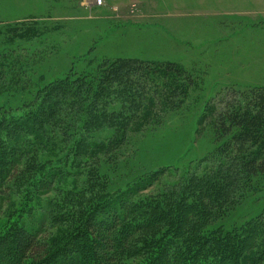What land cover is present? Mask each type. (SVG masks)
<instances>
[{
  "label": "rangeland",
  "instance_id": "1",
  "mask_svg": "<svg viewBox=\"0 0 264 264\" xmlns=\"http://www.w3.org/2000/svg\"><path fill=\"white\" fill-rule=\"evenodd\" d=\"M83 1L0 0V155L13 153L18 138H26L20 145L27 149L32 144L19 163H0V254H11L14 228L40 218V243L68 245L94 207L155 174L158 181L139 200L185 194L190 207L194 198L185 189L192 181L234 190L220 218L200 216L196 228L244 234L264 225V174L245 170L264 162V0H105L91 10ZM124 61L143 65L134 69L140 83L159 86L146 99L156 107L154 121L114 102L107 116L120 109L138 115L121 135L104 125L91 129L87 142L85 129L73 124L69 131L47 128L48 137L35 142L28 117L47 88ZM183 85L184 97L173 93ZM77 138L98 148L81 150ZM49 172L56 180L44 193L40 183ZM80 246V263L90 264L87 246ZM74 251L67 255L79 256ZM146 257L129 254L124 264H144Z\"/></svg>",
  "mask_w": 264,
  "mask_h": 264
},
{
  "label": "trees",
  "instance_id": "2",
  "mask_svg": "<svg viewBox=\"0 0 264 264\" xmlns=\"http://www.w3.org/2000/svg\"><path fill=\"white\" fill-rule=\"evenodd\" d=\"M142 66L133 61L115 62L101 68L94 75L78 76L74 79L68 76L64 81L50 86L47 88L43 105L36 114L28 117V133H33L35 142H42L45 136L48 137L50 128L58 126L69 131L74 128L73 124H79L85 129L84 141L90 138L93 131L104 125L115 129L121 135L126 126L138 120V115H135V118L130 115L127 117L123 112L125 109L130 110L131 114L135 111L138 114L147 112L149 120L154 121L156 107L151 104L152 99H146L149 95H158L159 86L150 87L149 84L140 83L134 78V69H140ZM153 72V77L158 74L157 71ZM173 72L190 85L188 77L180 75L176 70ZM148 80L153 84L154 80ZM175 92H180L177 96L184 97L186 85L173 91L174 94ZM139 98L145 101L140 102ZM114 102H119L123 110L107 116L106 105H112ZM83 105H86L84 114L87 116L78 120ZM66 111L71 114L66 115ZM77 139L81 150H86L88 146L92 150L98 148L90 143L82 147L83 139ZM24 141V137L17 139L19 146L14 145L13 153L4 149L0 155V163H19L22 157L31 155L29 147L32 144L28 141L27 149L20 145ZM17 149L18 154H15ZM245 170L251 175H263L264 162L248 163ZM54 180L55 173H47L40 183L39 190L48 193L55 183ZM157 181L155 174L147 181L135 184L114 200L94 207L85 218L82 232L77 233L68 245L52 248L39 242L45 225L44 218L30 222L29 225L17 226L11 231L12 236L9 238L12 252L9 255L1 253L0 264H81L84 256L81 250L84 249H81L80 244L87 246L85 250L90 257V264H124L129 254L139 255L143 252L147 254L144 264H264L263 224L245 229L244 234L213 229L210 228L212 224L203 229L196 228L199 223L197 218L200 216L202 220L212 222L220 218L221 208L229 206L233 193L236 196L232 188L227 191L208 190L210 188L205 186L212 188L213 185L192 181L185 189V193H190L194 198L193 204L187 208L184 197L189 195L185 194H178L177 197L172 194L175 198H162V202H154L153 199L150 202L139 200ZM42 186L44 188H41ZM224 193L228 195L227 200L223 198ZM201 196L208 199L205 200ZM171 200L176 201L170 203ZM199 206H204L202 211H196ZM74 250L79 256L67 255Z\"/></svg>",
  "mask_w": 264,
  "mask_h": 264
},
{
  "label": "built area",
  "instance_id": "3",
  "mask_svg": "<svg viewBox=\"0 0 264 264\" xmlns=\"http://www.w3.org/2000/svg\"><path fill=\"white\" fill-rule=\"evenodd\" d=\"M82 6L85 9H89V10L95 8H102L105 7V0H84Z\"/></svg>",
  "mask_w": 264,
  "mask_h": 264
}]
</instances>
